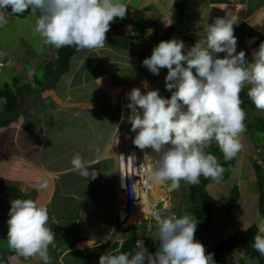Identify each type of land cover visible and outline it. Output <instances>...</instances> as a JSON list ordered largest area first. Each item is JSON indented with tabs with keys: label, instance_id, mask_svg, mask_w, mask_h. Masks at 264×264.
<instances>
[{
	"label": "crops",
	"instance_id": "obj_1",
	"mask_svg": "<svg viewBox=\"0 0 264 264\" xmlns=\"http://www.w3.org/2000/svg\"><path fill=\"white\" fill-rule=\"evenodd\" d=\"M165 1L141 0L135 3L122 0L121 3L128 6L126 17L115 18L110 30L120 36L131 34L140 37L141 46L145 49L149 48V43L154 48L161 41L176 38L184 42L186 53L198 42L199 34L204 36V29L209 24L231 12L232 18L237 21L234 25L237 53L244 51L251 62L253 52L258 51L264 42V0H180L183 2L182 16L177 7L179 0H175L173 6V0H168L169 7L163 5ZM7 11L11 12V8ZM30 14L29 7L23 14L9 16L8 24L0 27V62L7 60L6 63L10 64L9 68L0 64V68L14 69L15 92L17 87L21 90L18 95L19 118L7 127H0V185L18 188L24 195L23 199L36 200L48 209L49 220L53 222L51 229L56 234L55 245L57 242H66L68 246L62 255L64 257L73 250L70 244L74 238V225L80 230L75 249L113 240L117 227L118 193L111 139L116 122L107 114V110H117L124 91L138 85L143 79L149 82L151 78L145 70L137 74L134 64L143 63L128 49L119 48L107 39L103 49L80 50L74 55L87 51L88 56L95 54V58L104 65L103 70L93 78V84L89 85L88 78L95 65L86 56H77V59L73 56L70 69L53 84L56 73L48 65L56 60L59 49L45 45L43 38L35 45V42L24 38V32L15 36L11 43L7 40V37L18 32V21L35 23L37 17ZM175 22L181 27H174ZM225 55L219 53L217 57L223 58ZM80 66H84L83 69L88 72L83 73L82 80L78 81L77 70L82 69ZM41 70L44 71L43 80L37 78ZM166 70L161 69L160 80ZM2 76L0 73V88L7 82ZM134 76L137 81L132 82ZM65 77L69 78L63 83ZM242 92L247 93V87ZM241 142L243 148L238 154L240 160L235 163H240V169L242 163L247 161L253 166L255 151L264 150L255 142L246 145L247 142L242 138ZM77 153L90 169L98 171L95 180L85 179L73 169L71 160ZM41 176L49 182L46 189H40L37 184ZM251 194V200L240 202V193L236 205L230 211H235V217L224 227L225 231L229 230L234 218L239 221V216L244 213L256 215L254 222L258 224V234L264 235L260 232V228L264 227V215L259 211V186ZM12 200L13 197L5 198L0 192V238L8 235V229L5 230L10 218L7 204L11 206ZM78 206L79 211L72 220L69 216ZM251 224V221L247 222L248 226ZM143 234V243L149 252L156 246V240L149 238V234L144 231ZM65 235L68 240L64 238ZM0 251V254L10 251L12 256L15 255L14 260H19L17 253L11 248L5 249L2 243ZM223 260L226 263L259 264L241 250L228 252Z\"/></svg>",
	"mask_w": 264,
	"mask_h": 264
},
{
	"label": "clouds",
	"instance_id": "obj_2",
	"mask_svg": "<svg viewBox=\"0 0 264 264\" xmlns=\"http://www.w3.org/2000/svg\"><path fill=\"white\" fill-rule=\"evenodd\" d=\"M29 7L37 17L34 34H39L45 45L56 49L74 46L77 50L103 49L111 23L117 17L124 19L128 10L119 0H0V27L8 24L9 16L23 14ZM235 24L228 12L209 24L203 40L186 53L184 42L173 38L161 41L143 61L153 75L168 69L165 87L172 93L168 99L158 89L144 93L133 88L128 93L130 115L122 117L136 133L133 143L155 153L156 165L149 172L153 184L170 182L169 190H178L181 181L198 185L201 176L218 181L225 169L205 149L215 140L226 161L242 150L246 112L241 92L247 87L251 102L264 110V42L249 62L244 51L237 53ZM219 53L226 55L218 58ZM142 83L148 87L147 81ZM71 164L85 179L98 176L78 153ZM48 183L43 176L37 179L40 189H46ZM10 203V248L25 259L38 255L44 264H50L49 245L55 247L56 234L48 226V209L33 199L17 198ZM168 209L164 202L162 209L151 211L157 226L152 238L159 241L154 254L137 241L133 252L117 248L115 253L101 255L99 264H145L146 260L147 264H215L214 253H207L195 240L197 219L191 214H168ZM260 232L264 233V227ZM254 249L264 256V235L255 236Z\"/></svg>",
	"mask_w": 264,
	"mask_h": 264
},
{
	"label": "trees",
	"instance_id": "obj_3",
	"mask_svg": "<svg viewBox=\"0 0 264 264\" xmlns=\"http://www.w3.org/2000/svg\"><path fill=\"white\" fill-rule=\"evenodd\" d=\"M179 15H183V2L178 1L177 4ZM108 40L113 42L119 48H126L133 54L139 62L143 63L146 58L151 56L152 43H149L148 49H145L141 46V38L138 36L113 34L108 31L106 34ZM156 41V38H153ZM80 50H77L74 46H67L59 49L58 57L48 66L52 71L56 73L55 78L53 79V84H55L61 76H63L71 66V60L74 55H76ZM186 66V64H185ZM168 69L163 74V96L165 98H171V92H169L165 87V78L167 76ZM195 74V70L193 69ZM16 84L6 82L0 88V97H4L5 101L3 103L2 111H0V127H7L14 121L19 118L20 115V104H19V92L21 91L17 87V92H15ZM175 91V90H173ZM242 100V108L246 112L245 124L247 129L251 133L262 132L264 133V110L257 109L255 105L251 102L250 98L247 96V93L241 92L240 94ZM260 112V113H258ZM119 107L117 110H107V114L111 119L116 122L118 119ZM206 153L213 154L217 157L221 166L225 169L221 179L228 178L235 166L238 154L231 160L226 161L224 159L223 153L220 151L218 144H210L208 148L205 149ZM254 170L257 174L258 183H259V211L264 215V167H262L258 161L253 162ZM211 178L200 177V183L198 185L189 184V202L190 205L184 209L185 214H191L194 216L199 227H201L200 235L195 239L201 242L204 245L205 237L208 234L213 223V206L215 205V199L207 191V186L210 183ZM0 192L3 197H13L14 199L20 198L23 199L24 195L18 188L10 186L0 185ZM240 196V191L238 186H235L230 194L227 197V203L225 205L226 210L231 211L232 208L236 205ZM138 226H131L126 230H122L121 238L123 239L122 244L116 241L117 233L119 228L116 227L113 240H110L105 243L95 244L91 247L75 249V244L78 242L80 230L77 225H74L73 228V239L70 244V249H73L70 253L71 256L66 257V263H51V264H98L99 258L101 255L113 251L119 248L122 252L128 253L133 252L136 248L137 240L139 238H144V234L140 231H137ZM145 229L142 227V230ZM259 229L256 224H251L250 226L239 229L235 231L232 235L228 236L225 239L220 240L215 246L212 247L209 253H214L215 264H235L234 262H228L223 260V256L230 251L241 250L246 255L251 256L256 259L259 264H264V256L260 255L258 251L254 249V238L258 235ZM8 238V235L1 237L0 240ZM119 238V237H118ZM159 247V241L156 240V246L152 248L149 253L154 254ZM10 251H6L5 254ZM7 256V255H6ZM5 263L9 264L8 257L4 258ZM146 264V263H145Z\"/></svg>",
	"mask_w": 264,
	"mask_h": 264
},
{
	"label": "rangeland",
	"instance_id": "obj_4",
	"mask_svg": "<svg viewBox=\"0 0 264 264\" xmlns=\"http://www.w3.org/2000/svg\"><path fill=\"white\" fill-rule=\"evenodd\" d=\"M122 0H119V2H121ZM141 0H132V2H139ZM165 7H169V2L168 0H166L163 4ZM158 7V5H157ZM31 16V14H30ZM157 16V13H156ZM158 17V16H157ZM22 24V26L20 25ZM174 24V27L176 26H180V24ZM18 32L16 31L15 34L10 35L9 37H7L8 42H13L15 36L20 35L21 33L24 32V38L28 41H32L35 42V45H37V43H39V41L41 40V36L39 34H34V27H35V23L34 24H29L27 22H23V21H18ZM181 27V26H180ZM183 27V24H182ZM111 31V30H109ZM112 32V31H111ZM115 33V32H114ZM198 37V34H196ZM196 35L194 37H196ZM198 41L201 39L203 40L204 36L199 34ZM22 38V37H21ZM30 38V39H29ZM33 38V39H32ZM77 56H86V58L88 59H92L94 62V69L91 70L89 72L90 77L88 78V82L89 85L93 84V78L100 73V71L103 70V64L102 62H100L99 60H97L95 57V54H90L89 56L87 55V51H82L80 55ZM74 56L75 59H77L78 57ZM96 60V61H95ZM90 61V60H89ZM134 64L133 68H135L134 70H136L137 74L140 75V71L141 70H145V72H147L151 78V80L149 81V89L151 90H159V93L161 96H163V77L162 80H160V76L158 75H153L147 67H145L143 64ZM84 66H80V71L77 70V79L78 81H81L83 78V73H87L88 71H86L85 69H83ZM138 67V68H137ZM30 67L27 65V69H29ZM137 68V69H136ZM105 69V67H104ZM0 73H2V79L4 81H7L8 83H13V77H14V69L11 68V70L9 69H3L0 68ZM44 71L41 70L38 75L37 78L39 77L40 80H43V76H44ZM95 73V74H94ZM161 73V72H160ZM71 75V72L69 73V76ZM129 76V75H126ZM140 77V76H138ZM69 77H65L63 80V83H65L66 79H68ZM137 81L135 76L132 77V82ZM140 83V81H139ZM138 83V85H139ZM138 85H135L133 87H136ZM260 111V110H259ZM260 113V112H258ZM247 129V128H246ZM248 131V129H247ZM245 131L242 134V139H244V142L246 143V145H251L254 142L256 144L261 145L262 147H264V133L262 132H257V133H251V132H247ZM216 144V141L213 140L211 142V144ZM239 154V153H238ZM255 156H253L252 160L253 161H258V163L264 167V160H263V156L264 155V150L257 149L254 153ZM240 160V156L237 157L236 162H239ZM239 165L234 166V169L231 173V175L226 178V179H219L218 181H214L211 180L210 183L207 186V191L213 196V198L215 199V205L213 206V213H214V218H213V223H212V227L209 230L207 236L205 237V241H204V246L206 249V252L209 253L212 249V247L218 243L220 240L227 238L226 236H230L232 235L235 231L239 230V229H243L246 228L247 222L251 221L253 224H256L258 226V224L255 221L256 219V215L253 214H241L239 216V221L234 218V221H232L229 230L225 231L224 227L227 226V224H229L231 222V219L233 217H235L234 212L230 213V211L226 210V203H227V197L230 194L231 190L239 185L240 187V193H241V199L240 202H243L244 200H251L252 194L251 193H255V191L258 190V178H257V174L254 173L253 170V166L251 164V162L247 161L246 163H242V168H239ZM240 182V183H239ZM239 183V184H238ZM189 184H186L184 181H181V186L178 190H173V196H174V201H175V208L172 209L171 211L174 212L176 214L177 217H181L183 215H185L184 213V209L186 207H188V205H190L189 202ZM7 209H9L10 211V204H7ZM234 210V209H233ZM8 211V212H9ZM79 211V206L75 207L72 214L69 216V218H71L72 220H74V218L76 217L77 213ZM170 210H168V214H169ZM171 214V213H170ZM50 217V216H49ZM52 221L49 220L48 222V226L51 228L52 226ZM8 227V225H7ZM5 228L8 229V228ZM118 227V226H117ZM148 233L149 234V238L154 235V233L157 231V226L156 223L152 224V226L149 229H143L141 232L143 233ZM8 232V231H7ZM201 233V227H197L196 233H195V239L200 235ZM122 231L119 229L118 233H117V238H121ZM148 237V236H147ZM65 239L68 238L67 235H65L64 237ZM222 238V239H221ZM68 240V239H67ZM70 242V241H69ZM2 245H4L5 249L10 248L9 244H8V240H3ZM0 243V244H1ZM66 242H57L55 247L52 248L51 246V250H49V255L51 257V263H66V257L71 256L70 254H66L64 257L62 256L64 251L67 249V244H65ZM1 252V251H0ZM7 255V256H6ZM15 256V255H14ZM14 256L11 255V253L7 254H0V264H6L4 260V258L8 257L9 260V264H44V262L40 259V257L37 255L35 257H31L28 259H25L24 257L16 254V256L19 258V260H14ZM7 262V261H6ZM146 263V261H145ZM147 264V263H146Z\"/></svg>",
	"mask_w": 264,
	"mask_h": 264
},
{
	"label": "built area",
	"instance_id": "obj_5",
	"mask_svg": "<svg viewBox=\"0 0 264 264\" xmlns=\"http://www.w3.org/2000/svg\"><path fill=\"white\" fill-rule=\"evenodd\" d=\"M6 62L7 60L0 64L9 68L10 64ZM143 81L148 82L143 79L138 86L129 88L122 93L118 101V119L111 139L115 159L114 176L118 193L117 226L121 231L131 226H138V232L142 231V227L149 229L153 223H156L151 211L162 209L164 202L169 204V214L176 216L171 211L175 208V201L173 190H169L170 182L153 184L149 180V172L156 165L154 151L151 148L139 149L133 143L136 133L131 131V124L126 119H122V117L126 118L130 115V110L127 108L130 103L128 93L133 88H140L144 93L149 90V82L148 87L145 88ZM4 101L5 98L0 97V111H2ZM140 111L142 114V110ZM157 186L164 193L163 196L155 195ZM143 207L145 211H143ZM116 241L121 245L123 239L117 238ZM137 241L143 242V238H139Z\"/></svg>",
	"mask_w": 264,
	"mask_h": 264
},
{
	"label": "bare ground",
	"instance_id": "obj_6",
	"mask_svg": "<svg viewBox=\"0 0 264 264\" xmlns=\"http://www.w3.org/2000/svg\"><path fill=\"white\" fill-rule=\"evenodd\" d=\"M155 195L156 196H163L164 195V193L163 192H161L159 189H158V186H157V188L155 189ZM137 223L139 222V220L138 221H136Z\"/></svg>",
	"mask_w": 264,
	"mask_h": 264
}]
</instances>
